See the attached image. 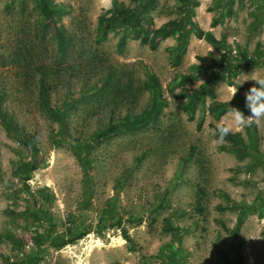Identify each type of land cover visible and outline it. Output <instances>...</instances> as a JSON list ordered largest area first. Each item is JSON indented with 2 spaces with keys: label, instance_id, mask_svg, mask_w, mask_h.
Segmentation results:
<instances>
[{
  "label": "rangeland",
  "instance_id": "rangeland-1",
  "mask_svg": "<svg viewBox=\"0 0 264 264\" xmlns=\"http://www.w3.org/2000/svg\"><path fill=\"white\" fill-rule=\"evenodd\" d=\"M50 1L62 6L55 18L67 38L65 50L38 0H0L1 108L36 140L40 162L26 183L19 180L14 164L29 158L30 151L8 138L0 124V235L17 233L34 253L37 236L46 230L55 234L71 222L94 226L103 210H109L131 243L120 228L105 223L99 236L95 231L60 249H44L38 264H168L171 253L180 264H235L239 253L240 264H264L263 166L252 155L238 158L221 148L230 141L220 139L216 129L230 123L233 112L214 120L206 111L211 100L230 95L228 87L244 95L255 83L240 81L242 71L257 66L262 68L258 77H264V0H196L206 2L217 20L218 37L230 41V58L235 49L237 55L245 53L250 64L242 63L233 77L219 76L222 89L215 91L213 84L193 110L186 106L188 97L180 94L200 91L205 76L198 74L199 68L218 63L223 52L207 51L208 42L202 39L189 51L185 48L176 63L173 37L159 41L155 50L130 39L118 49V32L109 31L101 41L96 36L97 19L112 0ZM118 1L131 5L130 0ZM176 5V0H158L150 12L154 27L176 18ZM42 71L50 78L51 104L61 108L69 101L64 138L71 145L88 140L111 116L117 121L125 113H140L150 101L143 84L149 74L156 77L163 103L159 113L92 150L89 190L73 150L52 139L57 126L37 98ZM121 75L125 84L131 81L128 98L113 102L109 91L95 89L97 82L107 77L112 82ZM230 132H240L264 162V119ZM38 190H43L42 198ZM31 192L34 202L25 203ZM39 206L50 213L54 229L32 221ZM245 206L252 211L237 227L239 209ZM167 224L184 231L180 240L164 230ZM8 257L9 244L0 238V264H7Z\"/></svg>",
  "mask_w": 264,
  "mask_h": 264
},
{
  "label": "trees",
  "instance_id": "trees-1",
  "mask_svg": "<svg viewBox=\"0 0 264 264\" xmlns=\"http://www.w3.org/2000/svg\"><path fill=\"white\" fill-rule=\"evenodd\" d=\"M38 1L44 19L52 23L54 26L59 47H64L62 50H65L67 38L57 26V20L55 18L58 12L62 10V6L60 4L52 3L50 0ZM130 1L131 5H125L118 0H112L111 7L98 17L96 27L98 41L105 39L108 32L113 30L119 33L117 41L118 49L123 48L127 40L130 39L140 40L141 44H148L150 50H155L159 41L168 37H173L175 45L172 49L176 52L175 59L177 63L181 53L188 45L189 35L193 34L197 39H203L208 42L212 48L219 52H223V54H221L223 59L218 63H204L203 66L199 68L198 74L200 76H205L200 91L183 90L180 94V96L188 97L186 106L191 107L192 110L195 107L196 102L203 99L204 95L211 91V86L218 81L219 76L224 73L225 75L233 77L237 75V71L241 68L242 63L246 62V66L250 64V62L246 61L247 56L243 52L237 56L232 54V57L230 58L231 51L229 50V46H227L225 39H216L210 31H203L199 27L194 19V8L199 4L196 0H176L178 16L166 21L159 27H154L153 20L150 16V12L155 8L158 0ZM228 1L232 2L233 0ZM217 23V20L212 18L210 25L213 27ZM50 85L51 82L49 76L42 71L38 78V101L49 119L57 126L56 132H53L52 135V139H54L53 141H55L57 145H66L73 150L83 172L84 185L87 190H89L91 183L89 169L92 166V150L103 140L113 136L121 130H131L138 128L147 122L153 121L163 104L160 99L156 77L153 74H149L148 81L143 84V88L149 91L150 101L140 113H125L124 116L117 121H114V118L111 116L108 123L102 128L94 131L88 140H82L76 142L77 144L75 145H71L68 144L67 140L64 138V133L67 131L68 125L67 119L69 116V107L67 106L69 105V101L61 108L53 106L50 101ZM95 89L98 92L109 91L111 93L110 99L114 102L115 99L119 97L128 98L132 86L130 80L125 84V78L121 75L118 76L117 79L112 80V82L110 77L102 80V83L97 82ZM103 97L104 94L102 93L101 99H103ZM233 108L240 110L246 116L249 109L246 107L244 95H240L236 92L228 101L221 102L211 100L206 111L214 120H219L225 113L232 112ZM190 118L192 119V117ZM0 124L3 126L8 138L14 142L22 144L30 151L29 158L19 159L14 164L13 169L15 176L23 183H26L30 178V174L40 167V162L38 160L39 148L36 140L19 128V126L11 120L8 113L1 108V95ZM201 125L202 122L199 121V123H197V128H201ZM224 139L229 140L230 144L221 146L223 150L235 153L238 158L252 155L254 159L262 164L264 169V162L260 160L258 150L252 144L244 142L243 136L240 132H229ZM37 192L42 198L43 190H38ZM46 199L50 200L48 196H46ZM24 201L25 203H33V193H28L27 196L24 197ZM34 205H36V203ZM35 209L36 210L32 213V221L39 226L48 223L50 228L54 229L55 227L52 224L50 213L46 210L44 211L41 206ZM24 210L28 213L30 211L29 208H25ZM250 211H252V207L250 206H245L244 208L239 209L236 221L237 227L241 224L243 217ZM102 213L103 214L97 219L94 226L92 224H75L74 222H71L70 224L64 225L62 231H57V229H55V234H52V230H46L41 236H37V239L34 242L36 245V251L34 253L31 252L32 250L28 251L26 249L25 244L17 233L13 231L5 232V234L0 235V238L7 241L10 247V257L7 258V264H38L41 259L40 253L43 252L44 249H60L66 245L74 244L85 235L91 232L95 233V231L99 236L100 228L103 227L101 225L105 223H107V227L112 228L116 225L117 228H120L123 239L126 242L131 243L132 239L128 231L121 228L120 221L113 220L112 215H109V210H103ZM107 215L109 216L106 219L105 216ZM164 230L174 232L178 237V240H180L184 232L179 227L172 226L171 224H167ZM241 258V254L239 253L235 264H240ZM168 264H180L174 253H171L168 258Z\"/></svg>",
  "mask_w": 264,
  "mask_h": 264
},
{
  "label": "clouds",
  "instance_id": "clouds-1",
  "mask_svg": "<svg viewBox=\"0 0 264 264\" xmlns=\"http://www.w3.org/2000/svg\"><path fill=\"white\" fill-rule=\"evenodd\" d=\"M253 81L255 83L244 94L246 107L250 110V114L245 116L240 110L233 108L232 121L219 125L216 129L220 139L228 135L233 127L240 130L253 122L264 119V77H257ZM236 91L237 88H234L233 92L236 93Z\"/></svg>",
  "mask_w": 264,
  "mask_h": 264
},
{
  "label": "crops",
  "instance_id": "crops-1",
  "mask_svg": "<svg viewBox=\"0 0 264 264\" xmlns=\"http://www.w3.org/2000/svg\"><path fill=\"white\" fill-rule=\"evenodd\" d=\"M212 17H213V14H211L210 12L207 11L206 2H200L198 4V6L195 7V9H194V19L198 23L199 27L203 31H210L216 39H220L218 37V32H216L217 29H218L217 26H219V24L215 25L214 27H211V25H210ZM200 40H202V39H197L192 34L190 36V38L188 39V45L186 46V50L189 51L190 48L192 47V45H194L197 41H200ZM229 42L230 41H228V42L226 41V44L229 43ZM207 51L215 52L214 48H212L211 45L208 44V43H207ZM261 70H262V68L254 66V67H251V68H249L247 70L242 71L240 74L237 75L238 76L237 78L240 79V81L250 82L252 80H255L259 76V73H260ZM215 84H214L215 85L214 86L215 87V91L222 89V82L217 81ZM228 88H231L230 95L226 99L222 100L221 102L228 101V100H230L232 98V96L234 94V92H233L234 87L230 86Z\"/></svg>",
  "mask_w": 264,
  "mask_h": 264
},
{
  "label": "built area",
  "instance_id": "built-area-1",
  "mask_svg": "<svg viewBox=\"0 0 264 264\" xmlns=\"http://www.w3.org/2000/svg\"><path fill=\"white\" fill-rule=\"evenodd\" d=\"M232 54H233L234 56H237V53H236V50H235V49L232 50Z\"/></svg>",
  "mask_w": 264,
  "mask_h": 264
}]
</instances>
